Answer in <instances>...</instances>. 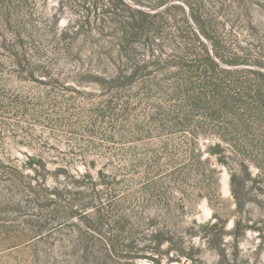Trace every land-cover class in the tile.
Returning a JSON list of instances; mask_svg holds the SVG:
<instances>
[{
  "label": "rangeland",
  "instance_id": "rangeland-1",
  "mask_svg": "<svg viewBox=\"0 0 264 264\" xmlns=\"http://www.w3.org/2000/svg\"><path fill=\"white\" fill-rule=\"evenodd\" d=\"M129 1L0 0V264H264V0Z\"/></svg>",
  "mask_w": 264,
  "mask_h": 264
},
{
  "label": "trees",
  "instance_id": "trees-1",
  "mask_svg": "<svg viewBox=\"0 0 264 264\" xmlns=\"http://www.w3.org/2000/svg\"><path fill=\"white\" fill-rule=\"evenodd\" d=\"M139 14L140 15H142V16H146V14L144 13V12H139ZM209 59H210V62H211V64H212V66L214 67V68H216L217 67V65H216V63L213 61V59L212 58H210L209 57ZM261 69H263V68H261ZM252 73H254V74H256V75H258L259 76V78L261 79V80H263L264 81V72L262 71V70H259V71H251ZM136 78H137V74H134V75H132V76H130V77H124L123 75H118L117 77H113L111 80H110V82H108V83H102V82H99V85L101 86V87H107L108 89H111V90H113V89H116V90H118L119 88H121V87H123V86H125L126 84L125 83H127V82H129V83H131V82H134L135 80H136ZM125 81H127V82H125ZM262 81V82H263ZM216 111L219 113V115H221V113H222V108L220 107L219 109H216ZM228 111V110H227ZM213 149V150H212ZM223 148L221 147V143H218L217 145H215V147L214 148H211L210 150H209V154L210 155H222L223 154ZM222 157V156H221ZM224 160H222V158H220L219 159V162L220 163H224L223 162ZM85 208H87V207H83L82 209H85ZM99 217L100 218H103L102 217V215L101 214H99ZM101 221V220H100ZM104 224V223H103Z\"/></svg>",
  "mask_w": 264,
  "mask_h": 264
},
{
  "label": "water",
  "instance_id": "water-1",
  "mask_svg": "<svg viewBox=\"0 0 264 264\" xmlns=\"http://www.w3.org/2000/svg\"><path fill=\"white\" fill-rule=\"evenodd\" d=\"M129 1V0H128ZM129 3H131V4H133L131 1H129ZM250 68H252V67H250ZM259 70H263V69H261V68H258ZM264 71V70H263Z\"/></svg>",
  "mask_w": 264,
  "mask_h": 264
}]
</instances>
